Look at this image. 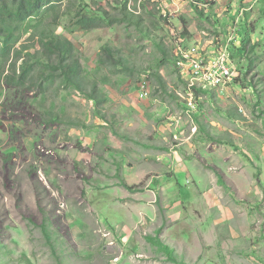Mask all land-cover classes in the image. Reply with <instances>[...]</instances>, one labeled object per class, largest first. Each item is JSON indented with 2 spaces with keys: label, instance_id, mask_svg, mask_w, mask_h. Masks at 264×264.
<instances>
[{
  "label": "rangeland",
  "instance_id": "1",
  "mask_svg": "<svg viewBox=\"0 0 264 264\" xmlns=\"http://www.w3.org/2000/svg\"><path fill=\"white\" fill-rule=\"evenodd\" d=\"M151 2L168 20L153 27L160 13L146 15L142 32L71 34L59 20L55 32L79 51L100 106L73 89L17 92L0 82V264H264V0H150L148 12ZM231 37L238 81L205 92L187 116L170 54L178 42L217 53ZM106 43L134 79L95 74ZM149 71L168 94L141 87ZM212 233L215 247L201 244ZM151 238L171 251L180 244L177 263Z\"/></svg>",
  "mask_w": 264,
  "mask_h": 264
},
{
  "label": "trees",
  "instance_id": "2",
  "mask_svg": "<svg viewBox=\"0 0 264 264\" xmlns=\"http://www.w3.org/2000/svg\"><path fill=\"white\" fill-rule=\"evenodd\" d=\"M114 2V5L102 6L96 1L90 5L85 0H0V82L3 81L6 86L17 92L35 91L42 94L51 89H73L88 101L100 106L104 102V96L99 93L95 81L87 80L86 71L80 64L79 51L69 39L55 32L59 20L62 17L67 18L66 29L71 34L112 29L115 26L133 27L142 32L145 27L148 28L145 24V16L149 15L153 18L159 13V20L152 19L153 21L150 22L153 27L168 20L159 3L151 2L155 8L148 12L146 6L150 0H143L139 3V7L138 0ZM88 9L93 10V16L87 15ZM185 33L186 31L183 32ZM24 36L26 37L23 40ZM161 46L162 44L157 47L161 54L160 61L163 63L167 59V50L161 49ZM247 48L249 49L244 41L243 51L246 52ZM174 60L175 51H172L170 62L174 63ZM97 66L95 74L106 69L108 75L118 74L134 79L133 71L129 70V61L111 44L106 43L101 47ZM174 70H176L175 64ZM108 75L103 77V82H108ZM146 76L150 91L152 89L154 93L168 94L165 80L160 76L159 71L153 73L149 71ZM151 76L154 80L153 84L158 89L151 88L149 79ZM55 82L58 84L54 87ZM169 96L179 99L174 94ZM51 118L56 121L61 120L55 115H51ZM60 122L71 126H85L71 118ZM208 138L214 139L210 135ZM218 177L220 184L235 195L223 176L218 173ZM125 187L130 191L133 190L127 185ZM43 230L47 232L46 229ZM151 241L161 245V249L171 255V261L177 263V257L169 247L156 238H151Z\"/></svg>",
  "mask_w": 264,
  "mask_h": 264
},
{
  "label": "built area",
  "instance_id": "3",
  "mask_svg": "<svg viewBox=\"0 0 264 264\" xmlns=\"http://www.w3.org/2000/svg\"><path fill=\"white\" fill-rule=\"evenodd\" d=\"M142 1L138 0V7ZM165 1L168 0H160L162 3ZM235 38L231 37L228 40V47L217 53L208 52L207 47L199 43L187 48L181 45L182 42H178L174 64L176 77L181 83L183 94L177 93V95L184 100L182 105L187 108L185 113L187 116L192 118V112L197 109L198 101L205 92H225L226 87L233 85L237 80L229 52V46ZM141 87L148 89L145 84ZM148 94V91H143L141 96L148 97Z\"/></svg>",
  "mask_w": 264,
  "mask_h": 264
},
{
  "label": "crops",
  "instance_id": "4",
  "mask_svg": "<svg viewBox=\"0 0 264 264\" xmlns=\"http://www.w3.org/2000/svg\"><path fill=\"white\" fill-rule=\"evenodd\" d=\"M131 203H132V204L129 205V206L132 208V206H133V202H131ZM142 206H143V205H142ZM122 208H125V207H122ZM125 209H127V208H125ZM169 230H170V226L166 228L165 232H166V231H169ZM165 232L162 233V235H163L164 237H165V235H166ZM210 237H211L210 239H209V238L207 239L206 236H205V238L203 239V242H204V243L201 242V244H206V245H205L206 247H215V240L213 239V233L210 235ZM214 238H215V237H214ZM205 240H206L207 242H206ZM205 242H206V243H205ZM198 245H200V243H199ZM201 246H202V245H201ZM177 247H180V244H177ZM177 247H175L177 250H173V251L176 252V253L179 252ZM186 247H190V246L186 244L184 247H181V249H185ZM169 248L171 249V247H169ZM176 253H175V255H176ZM176 257H177V256H176Z\"/></svg>",
  "mask_w": 264,
  "mask_h": 264
}]
</instances>
